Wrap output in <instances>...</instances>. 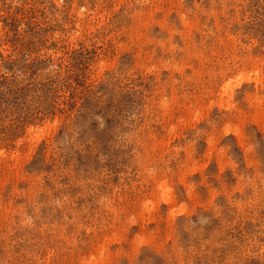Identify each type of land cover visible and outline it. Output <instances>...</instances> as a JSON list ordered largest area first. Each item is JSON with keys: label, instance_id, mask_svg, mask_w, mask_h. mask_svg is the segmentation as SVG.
Masks as SVG:
<instances>
[{"label": "rangeland", "instance_id": "1", "mask_svg": "<svg viewBox=\"0 0 264 264\" xmlns=\"http://www.w3.org/2000/svg\"><path fill=\"white\" fill-rule=\"evenodd\" d=\"M0 264H264V0H0Z\"/></svg>", "mask_w": 264, "mask_h": 264}]
</instances>
